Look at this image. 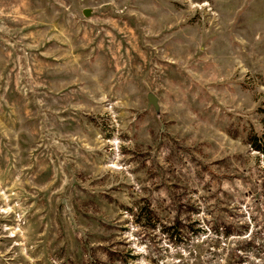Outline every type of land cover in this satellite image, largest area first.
Wrapping results in <instances>:
<instances>
[{"label":"rangeland","instance_id":"1","mask_svg":"<svg viewBox=\"0 0 264 264\" xmlns=\"http://www.w3.org/2000/svg\"><path fill=\"white\" fill-rule=\"evenodd\" d=\"M262 134L264 0H0V264H264Z\"/></svg>","mask_w":264,"mask_h":264},{"label":"water","instance_id":"2","mask_svg":"<svg viewBox=\"0 0 264 264\" xmlns=\"http://www.w3.org/2000/svg\"><path fill=\"white\" fill-rule=\"evenodd\" d=\"M83 14L85 15L86 12L84 11ZM146 104H147V106H151L152 109L154 110V112L158 111L156 97L151 92H148L146 94Z\"/></svg>","mask_w":264,"mask_h":264},{"label":"trees","instance_id":"3","mask_svg":"<svg viewBox=\"0 0 264 264\" xmlns=\"http://www.w3.org/2000/svg\"><path fill=\"white\" fill-rule=\"evenodd\" d=\"M258 139H259V141H257V142H259V145L256 144V141H253L252 146L255 150H258L261 153H264V134L260 135V137Z\"/></svg>","mask_w":264,"mask_h":264}]
</instances>
